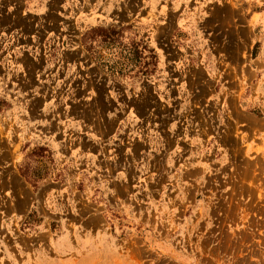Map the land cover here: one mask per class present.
Segmentation results:
<instances>
[{"label":"rangeland","instance_id":"obj_1","mask_svg":"<svg viewBox=\"0 0 264 264\" xmlns=\"http://www.w3.org/2000/svg\"><path fill=\"white\" fill-rule=\"evenodd\" d=\"M0 264H264V0H0Z\"/></svg>","mask_w":264,"mask_h":264}]
</instances>
